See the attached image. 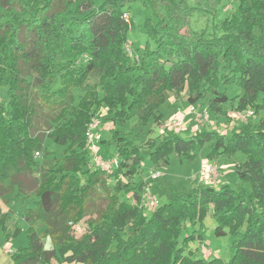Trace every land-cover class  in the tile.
Segmentation results:
<instances>
[{"label":"trees","instance_id":"16d2710c","mask_svg":"<svg viewBox=\"0 0 264 264\" xmlns=\"http://www.w3.org/2000/svg\"><path fill=\"white\" fill-rule=\"evenodd\" d=\"M131 1L0 0V88L6 89L0 101V198L15 185L22 189L17 176L35 174L32 205L22 216L44 228L27 227L28 243L9 253V264H264V0H233L235 9L223 19L220 0H141L155 19L144 21L153 47L146 42L134 56L125 46L132 23L122 16ZM195 12L210 17L211 33L189 28ZM232 83L242 91L234 110L253 114L245 122L235 119L226 134L166 130L142 149L114 125L133 111L141 125L156 121L168 94L182 91L189 104L208 97L211 119L230 118L222 105L232 99L220 87ZM51 104L59 112L34 133L37 107ZM101 109L112 124L100 142L113 146L118 158L111 172L92 165L86 140ZM45 138L63 148L60 159L35 158ZM204 144L209 159L245 156L235 167L243 185H198L186 196L157 202L146 215L148 184L136 177L140 163L166 164L171 154L192 160ZM107 178L114 180L111 188ZM96 187L105 191L106 204L84 220ZM209 209L213 234L232 237L228 260L192 256L190 245L204 244ZM7 218L0 206L6 237Z\"/></svg>","mask_w":264,"mask_h":264},{"label":"rangeland","instance_id":"374dc122","mask_svg":"<svg viewBox=\"0 0 264 264\" xmlns=\"http://www.w3.org/2000/svg\"><path fill=\"white\" fill-rule=\"evenodd\" d=\"M103 0H93L94 5L98 6ZM190 5H194L192 0H186ZM212 1V0H209ZM236 7V3L233 0H220L218 6V17L223 19L230 14ZM124 13L131 20L132 25L127 32V53L134 56L136 53L141 52L148 42L153 47L152 40L146 33L144 25L145 19L150 16L152 20H155L151 14L150 9L141 1L133 0L127 3L124 7ZM189 28L206 33H211V19L209 16L201 13H193L189 18ZM185 31V30H183ZM222 91H225L229 99L222 105L226 110V115L235 114L234 105L241 89L234 83L229 85H222L220 87ZM81 94L79 90L75 91V97ZM6 97V89L0 88V101ZM208 97L199 100L197 103L189 104L187 101V92L182 91L180 93H169L167 100L159 107L158 112L162 117L156 121L152 118L149 119L146 125H141L137 122V112L133 111L128 119L122 122H115L114 125L119 128L121 133L127 138L134 140L137 144H140L144 149V143L148 138L158 137L166 130H175L182 136H190L201 130H215L220 134L228 133L230 126L235 123L234 117L227 118L224 115H219L216 118L209 119V121L201 122L200 114L206 110ZM193 107V111L190 107ZM177 109L186 112L187 115L183 116V124L179 129L171 127V121L176 115ZM60 107L51 104L47 107H37V116L34 118V133L38 132L40 126L47 125V121H51L59 112ZM106 119V120H105ZM94 120H101L95 134L98 138L95 139L94 145L97 148V156L102 159L116 158L115 150L113 146L104 147L101 144V139H108L109 132L108 127L112 124L109 116L105 113L104 109H101L98 116ZM228 127H225V126ZM62 147L54 145L50 139H44V150L35 154V158L38 161L43 159H49L52 156L60 159L62 156ZM208 145L204 144L199 147L197 154L192 160L179 158L175 154H171L166 164H153L150 160L144 159L138 166L136 177H139L147 182L148 188L143 193L144 198H152V201H147L144 213L149 215L157 203H165L168 201L169 196H186L194 187L198 185H212L218 187L222 183H227L233 188H237L243 185L237 178L235 167L239 162L245 160V156L241 152H237L232 156H222L216 159H209L207 157ZM45 153V155H44ZM211 168V173L206 174L202 170ZM35 174L24 173L17 176L22 183V189H18L15 185L11 192L0 198V206L3 212H8V218L6 221V237L3 231L0 229V264H9L11 256L9 253L14 251L20 246H26L28 243L27 227L32 225L38 229V232L44 228L37 222L31 220L26 222L23 218V210L31 206L32 191L36 186ZM114 185V180L107 178V186L111 188ZM126 199L130 203H134L131 195L126 196ZM154 202V203H153ZM106 204L105 191L96 187L89 196L86 204V216L84 220L90 219L96 216L97 212L102 209ZM204 229V244L198 246V243H192L190 250L193 257H220L223 260H228L231 254V241L232 237L229 234L217 237L213 234L215 221L209 209L208 214L203 219ZM78 228V234L84 231L85 223L82 221ZM198 228V225L195 226ZM45 245H49L48 238L45 239ZM61 264H80V263H68L63 261Z\"/></svg>","mask_w":264,"mask_h":264},{"label":"built area","instance_id":"2783aa9c","mask_svg":"<svg viewBox=\"0 0 264 264\" xmlns=\"http://www.w3.org/2000/svg\"><path fill=\"white\" fill-rule=\"evenodd\" d=\"M127 21L129 20V18L127 17V15L125 13H123L122 15ZM126 46V45H125ZM127 49V47H126ZM190 110H194L193 107H190ZM176 115L174 117V119L171 121V127L172 128H176L179 129L182 124H183V116L187 115L186 112H182V110L177 109L176 111ZM253 114V111L251 109H247L245 111H236L235 114L233 115H228L230 117H234V119H238L239 121L245 122L251 115ZM200 118H201V122L203 121V123L209 121L210 117H209V113L208 111L204 110L201 114H200ZM100 121L99 120H94L92 119L87 131H86V140H87V145L91 151V155H92V160L91 163L93 166L98 167V168H102L108 172H111V168L115 165H117V159L113 158V159H102L99 158L97 156V148H95L94 145V141L97 137V135L95 134V130H97V128L99 127ZM226 127V126H225ZM96 137V138H95ZM204 173L209 174L211 173V168H207V169H203L202 170ZM145 202L143 203V205H146L147 201H152L153 199L150 198L148 199L147 197L144 198ZM154 203V202H153ZM156 204V202H155Z\"/></svg>","mask_w":264,"mask_h":264}]
</instances>
